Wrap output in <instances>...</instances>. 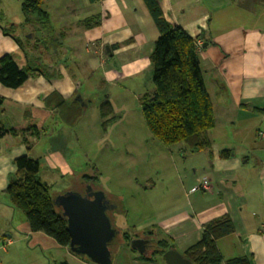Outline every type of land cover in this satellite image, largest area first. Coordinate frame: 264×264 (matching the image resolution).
<instances>
[{
    "label": "crops",
    "instance_id": "obj_1",
    "mask_svg": "<svg viewBox=\"0 0 264 264\" xmlns=\"http://www.w3.org/2000/svg\"><path fill=\"white\" fill-rule=\"evenodd\" d=\"M22 1L0 0V26L15 28V35L29 40V49L35 43L31 51L45 64L56 66L60 77L37 74L17 88L0 84L1 124L14 131L25 130L30 141L27 149L19 135L0 137V253H7L11 230L16 234L21 227L16 222V208L5 194L16 169L13 159L23 154L32 157L30 152L41 137L54 144L49 151H54L58 141L71 138L76 121L90 105L87 99L96 92L98 104L108 99L103 86L137 90L133 81L145 71L152 73L149 56L158 35L143 0H45V30L36 21L23 23L24 16L10 18L13 11H21ZM158 3L169 23L196 38L215 125L209 132L208 149L191 153L181 145L168 150L170 155L179 153L191 179L181 183L184 202L160 215L152 225V236L140 237L147 240L143 254L149 256L157 248L156 238L167 240L182 254L201 238L206 222L228 215L234 231L216 240L223 259L245 256L249 264H264V0ZM3 54L12 55L23 66L28 53L0 27V56ZM139 85L142 93L138 95L152 91V84ZM222 150H227V157H220ZM204 178L210 188L190 192ZM28 227L26 224L25 229L32 232ZM121 243L110 249L118 263L161 264L157 258L140 260L136 249ZM157 257L165 264L163 256Z\"/></svg>",
    "mask_w": 264,
    "mask_h": 264
},
{
    "label": "rangeland",
    "instance_id": "obj_2",
    "mask_svg": "<svg viewBox=\"0 0 264 264\" xmlns=\"http://www.w3.org/2000/svg\"><path fill=\"white\" fill-rule=\"evenodd\" d=\"M13 12L10 18L19 20L23 17L21 11ZM151 80L152 73L145 71L133 81L137 90L128 88V92H124L114 84L103 86L112 108L105 126L96 102L97 92L93 95L87 92L91 95L87 99L90 105L76 121L71 138L61 143L58 141L54 151H49L54 144L41 137L30 152L32 157H40L36 158L40 164L39 175L49 185L53 200L67 192L83 193L84 187L89 185L101 191L104 199L116 206L110 214L117 232L110 242L112 247L123 245L119 232L133 236L153 229L152 225L160 215L172 210L180 201L184 202L181 183L191 179L188 171L184 172L185 165L181 164L179 153H168L169 149L182 144L166 147L145 126L139 84L146 87L152 84ZM83 175L93 178L89 183L83 182ZM55 207L61 211L58 205ZM15 210L18 214L16 222L21 227L16 234L11 230V244L5 246L7 253H0L2 264H95L71 253L42 232H28L23 212ZM154 233L159 231L155 229ZM114 254L112 264H123L124 261L118 263ZM156 258L163 264L161 257Z\"/></svg>",
    "mask_w": 264,
    "mask_h": 264
},
{
    "label": "trees",
    "instance_id": "obj_3",
    "mask_svg": "<svg viewBox=\"0 0 264 264\" xmlns=\"http://www.w3.org/2000/svg\"><path fill=\"white\" fill-rule=\"evenodd\" d=\"M45 0H23L21 12L23 23L36 21L41 29H47V13L42 9ZM92 2L96 0H90ZM152 21L158 31L153 50L149 56L152 67V91L143 93L140 98V109L144 123L152 136L162 145L169 147L182 144L189 152L194 153L208 149L211 145L210 130L215 125L210 96L206 89L198 58L196 38L175 24L169 23L159 6L158 0H143ZM5 35L11 36L26 54V63L19 66L10 54L0 56V84L8 88H17L29 77L37 74L45 78H58L56 66L47 65L31 50L36 46L27 47L29 40L24 36L15 35L12 26H0ZM26 43V44H25ZM28 48V50H26ZM31 54V55H30ZM57 65V64H55ZM0 97V112L2 110ZM102 125L109 121L112 108L108 100L98 105ZM81 112L75 115L74 122ZM20 136L21 141L29 149L30 141L25 130L6 129L0 122V137L4 134ZM34 133V132H33ZM32 133V135H34ZM227 150L220 152V157H227ZM15 172L9 179L5 192L12 207L23 212L32 232H42L56 243L68 247L70 236L67 231L65 217L56 209L50 195V187L39 177L40 164L38 159L27 154L13 159ZM93 177L82 176L83 182H90ZM233 223L228 215L213 218L203 225L201 238L190 245L182 255L192 264H249L245 256L223 259L217 248L216 240L231 234ZM151 230L141 235L152 236ZM120 239L130 244V236L119 232ZM158 237V235H155ZM141 237L134 235L133 238ZM154 248L149 256L140 254V260L152 261L163 256L165 250L171 248L169 242L156 238Z\"/></svg>",
    "mask_w": 264,
    "mask_h": 264
},
{
    "label": "water",
    "instance_id": "obj_4",
    "mask_svg": "<svg viewBox=\"0 0 264 264\" xmlns=\"http://www.w3.org/2000/svg\"><path fill=\"white\" fill-rule=\"evenodd\" d=\"M80 96L77 100L80 101ZM67 192L54 200L66 219L70 236L68 248L76 255L83 256L95 264H111L110 242L116 235L107 213L104 195L101 191ZM147 240L132 238L130 246L140 254L144 253ZM165 264H192L173 248L164 251Z\"/></svg>",
    "mask_w": 264,
    "mask_h": 264
},
{
    "label": "flooded vegetation",
    "instance_id": "obj_5",
    "mask_svg": "<svg viewBox=\"0 0 264 264\" xmlns=\"http://www.w3.org/2000/svg\"><path fill=\"white\" fill-rule=\"evenodd\" d=\"M88 186V185H87ZM91 187V186H90ZM86 187H84V192L82 193L83 195H85L86 194ZM89 191H96V189H94V188H90L89 189ZM104 201H105V203H106V206H107V209H106V213H107V215H108V217H109V219H110V221H111V217H110V214L114 211V210H116V206L114 205V204H112L110 201H107V200H105L104 199ZM141 237H146V236H141ZM110 249L112 248V245H111V243H110Z\"/></svg>",
    "mask_w": 264,
    "mask_h": 264
},
{
    "label": "built area",
    "instance_id": "obj_6",
    "mask_svg": "<svg viewBox=\"0 0 264 264\" xmlns=\"http://www.w3.org/2000/svg\"><path fill=\"white\" fill-rule=\"evenodd\" d=\"M259 134L261 135L262 133L259 132ZM209 188H210L209 180L206 179V178H204V179L200 182V184H198L197 186H195L194 188H192V189L190 190V192H192V191H194V190H196V189L208 190Z\"/></svg>",
    "mask_w": 264,
    "mask_h": 264
}]
</instances>
